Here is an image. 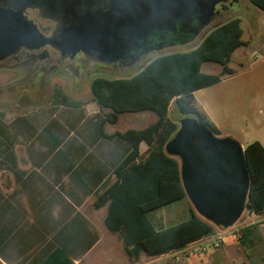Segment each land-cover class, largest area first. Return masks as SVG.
Instances as JSON below:
<instances>
[{
  "label": "crops",
  "instance_id": "crops-1",
  "mask_svg": "<svg viewBox=\"0 0 264 264\" xmlns=\"http://www.w3.org/2000/svg\"><path fill=\"white\" fill-rule=\"evenodd\" d=\"M28 78L22 81L26 94L10 79L0 86V264H48L56 250L67 253L73 264H253L241 248L242 236L206 256L179 262L161 261L170 253L128 257L120 234L105 225L107 206L96 209L94 202L131 149L126 141L102 134L140 130L153 122L133 115L109 130L123 114L115 124H104L109 111L91 98L79 108L57 105L56 87L30 85ZM138 149L141 160L148 145L141 142ZM184 200L147 212V220L156 231L186 221L189 206L162 211ZM258 224L263 223L252 227ZM258 230L264 233V224Z\"/></svg>",
  "mask_w": 264,
  "mask_h": 264
},
{
  "label": "trees",
  "instance_id": "trees-1",
  "mask_svg": "<svg viewBox=\"0 0 264 264\" xmlns=\"http://www.w3.org/2000/svg\"><path fill=\"white\" fill-rule=\"evenodd\" d=\"M264 12V0H248ZM241 19L233 17L211 29L193 48L170 52L151 59L129 77L107 79L96 77L90 82L91 100L107 109L104 124H115L126 113L152 112L156 120L140 130L102 134L106 139L120 138L130 146L127 158L115 169L113 182L98 193L94 207L107 206L105 225L119 233L125 253L130 258L140 253L162 256L181 250L199 239L212 235L215 227L190 207L189 218L156 231L146 213L186 198L180 177V162L165 151L179 124L168 117L171 104L178 112L196 118L215 135L220 131L209 117L194 105V92L221 82L234 71L229 67L231 56L249 42L242 39ZM206 63L220 65L219 73H205ZM57 105L79 108L84 102L69 97L60 87L54 89ZM148 145V154L140 159L139 144ZM249 170L250 191L247 206L264 213V146L253 141L244 148ZM139 160V162H137ZM254 227L241 229L242 239ZM241 239V240H242ZM48 264H73L68 254L56 250Z\"/></svg>",
  "mask_w": 264,
  "mask_h": 264
},
{
  "label": "flooded vegetation",
  "instance_id": "flooded-vegetation-1",
  "mask_svg": "<svg viewBox=\"0 0 264 264\" xmlns=\"http://www.w3.org/2000/svg\"><path fill=\"white\" fill-rule=\"evenodd\" d=\"M238 1L228 0L217 4L210 22L201 25L196 15H192L190 21L173 18L169 24L161 17L156 21L149 19L151 11L183 10V0H0V39L3 41L26 39L20 29L19 16H24L35 24L43 38L59 41L65 28L68 29L76 24L78 18L87 15L94 16L89 26L98 27L101 34L98 39L105 41L85 43L78 50L70 45L66 46V50L52 44L36 49L19 45L11 54L0 59V65L8 64L13 69L19 66L28 67L27 72L18 73L16 82L29 77V84L39 87L52 85V77L56 74L66 75V79L68 76L73 78L79 75L80 71L88 70L92 63H97L103 71L140 68L152 55L194 39H203L210 31L209 28L214 26L215 20L223 15L224 10ZM185 8L194 10L192 4ZM11 13L17 26L13 33L9 28ZM151 22L156 23V26L149 28ZM80 39L86 38L81 36ZM105 48L115 49L120 58L114 62L101 60V57L110 55L101 52ZM115 55L117 53L112 57Z\"/></svg>",
  "mask_w": 264,
  "mask_h": 264
},
{
  "label": "water",
  "instance_id": "water-1",
  "mask_svg": "<svg viewBox=\"0 0 264 264\" xmlns=\"http://www.w3.org/2000/svg\"><path fill=\"white\" fill-rule=\"evenodd\" d=\"M227 1L183 0V10L151 11L148 17L151 21L161 17L169 24L173 18L190 21L192 15H196L201 25H207L215 13V6ZM190 4L194 6L192 11L185 8ZM11 14L9 28L13 33L17 26ZM92 17L87 15L78 18L76 24L63 30L62 39L57 41L43 38L35 24L19 16L20 29L26 39H0V59L11 54L19 45L36 49L52 44L62 50L70 45L78 50L85 43L105 42L104 39H98L101 37L98 27L89 26ZM155 24L151 22L149 28L155 27ZM81 36L86 39H80ZM101 52L110 54L101 57L103 61L114 62L120 58L115 49L105 48ZM165 151L180 162L183 189L195 212L220 231L234 226L246 208L250 191V170L243 145L231 136L221 138L213 134L196 118L184 117L180 120L177 132L166 144Z\"/></svg>",
  "mask_w": 264,
  "mask_h": 264
},
{
  "label": "rangeland",
  "instance_id": "rangeland-1",
  "mask_svg": "<svg viewBox=\"0 0 264 264\" xmlns=\"http://www.w3.org/2000/svg\"><path fill=\"white\" fill-rule=\"evenodd\" d=\"M233 17L241 19L242 39L248 41L249 44L246 47H241L231 56L229 67L234 71L232 75H225L222 77L221 82L194 92V105L214 118L220 129V134L217 136L221 138L232 136L243 145L253 141H259L264 145V12L248 0H239L227 7L223 15L215 20L214 26L210 27L209 30ZM201 39L202 37L152 55L140 68L132 67L125 70L103 71L97 63H92L88 70H84L85 72L80 71L79 75H75L73 78L68 76L66 79V75H54L51 80L52 85L45 87H60L69 91L72 98L87 101L91 98L90 82L94 78L117 79L129 77L141 70L151 59L170 52L189 50L196 46ZM3 67L10 68L8 64L0 65V68H2L0 69V86L10 79L16 84L19 92L26 94L22 87L25 84L22 81L16 82V79L19 77L18 73H25L29 68L19 66L17 69H3ZM202 71L205 73H219L221 67L214 63H206L203 65ZM133 115H139L145 123L156 120V115L152 112L126 113L122 115L117 126H107V128L109 130L116 127L120 128L123 126L125 117ZM168 117L179 124L182 118L191 116L180 114L175 104H171ZM184 205L187 208L188 206L192 208L190 201L185 198L184 202L174 204L162 211L163 213L170 212ZM260 223L264 224V221ZM243 224L244 221L238 223L239 226ZM263 224H258L257 228L259 229ZM258 229L253 228L246 235L241 242V248L250 256L253 264H264V261L259 263L264 256V235L262 237L264 233ZM160 259H162L161 261H174L171 254Z\"/></svg>",
  "mask_w": 264,
  "mask_h": 264
},
{
  "label": "built area",
  "instance_id": "built-area-1",
  "mask_svg": "<svg viewBox=\"0 0 264 264\" xmlns=\"http://www.w3.org/2000/svg\"><path fill=\"white\" fill-rule=\"evenodd\" d=\"M240 221H244V224L241 226L238 225ZM261 221H264V213L258 214L246 205L242 216L234 226L227 228L224 231H219L214 236L209 235L203 237L202 239L187 245L185 248L173 251L170 254L177 262L181 261L183 258H188L189 256H206L225 244L239 241L242 236V228L256 225Z\"/></svg>",
  "mask_w": 264,
  "mask_h": 264
}]
</instances>
